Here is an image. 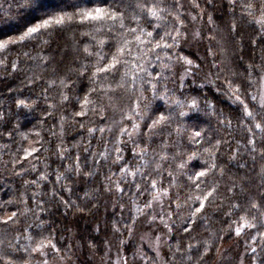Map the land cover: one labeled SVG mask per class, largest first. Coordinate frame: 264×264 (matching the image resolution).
Here are the masks:
<instances>
[{
    "label": "snow or ice",
    "instance_id": "1",
    "mask_svg": "<svg viewBox=\"0 0 264 264\" xmlns=\"http://www.w3.org/2000/svg\"><path fill=\"white\" fill-rule=\"evenodd\" d=\"M190 4L196 15L183 10L181 0H66L50 11L42 9L41 0L20 4L38 12V22L0 38V66L7 69L10 64L15 71L17 61L6 64L8 55L15 51L29 56L25 49L47 45L45 37H55L59 49L72 34L75 55L56 61L53 53L45 68L51 75L41 86L44 115L51 118L59 111V132L50 133L58 137L54 155L60 164L49 172L50 164L44 162L36 178L24 181L37 189L30 198L20 193L19 199L0 201V264H64L73 247L99 251L102 264H264V0H226L228 17L222 23L227 37L234 43L246 38L252 55L246 63L243 56L238 63L213 59L203 75L201 65L182 52L203 36L199 30L189 34L186 17L195 22L206 15V22L215 25L207 9H214L216 0ZM205 38L224 51L225 37ZM207 52L215 57L211 47ZM84 81L86 87L78 91L74 85ZM50 90L57 91L58 101L49 100ZM209 91L226 99L228 106L210 98ZM36 103L30 97L14 98L18 110L31 111ZM69 120L82 130L80 141L72 145L75 152L65 146ZM0 121L13 142L15 135L28 139L7 127L11 122L3 113ZM35 136L39 144L40 132ZM93 140L102 145L100 151L93 150ZM39 151L36 146L23 148L24 160ZM18 162L19 157L12 160ZM105 167L107 172L102 171ZM30 168L37 172L36 164ZM27 172L21 165L16 174ZM97 175L103 176L102 182L95 181ZM50 176L52 189H42ZM81 176L96 186L86 188L83 198L72 199V185ZM41 190L53 198L58 195V204L74 215L91 211L89 205L98 203L96 194L107 192L115 197L112 207L121 218L111 221L99 242L81 237L79 244L62 245L55 222L40 215L47 211V201L37 199ZM29 200L35 207H29ZM28 214L33 223L21 229V217ZM138 221L142 231L137 241ZM95 232L99 235L104 228L98 226ZM226 238L231 241L229 256L223 250Z\"/></svg>",
    "mask_w": 264,
    "mask_h": 264
},
{
    "label": "trees",
    "instance_id": "2",
    "mask_svg": "<svg viewBox=\"0 0 264 264\" xmlns=\"http://www.w3.org/2000/svg\"><path fill=\"white\" fill-rule=\"evenodd\" d=\"M66 0H41L42 9L44 11L56 10L64 5ZM23 0H0V38L7 39L10 35H18L20 30L24 28L28 22H38L37 17L39 13L31 9L21 8L20 4ZM184 5L183 10L192 11L193 15L197 14V10L191 8L190 0H181ZM226 0H216V6L214 9L210 8L207 11L211 12L213 19L216 21L215 25L208 24L206 22V15L204 20L192 22L190 18L186 17L188 23L189 34L195 30H199L203 36L200 40L192 41L190 44L185 45L182 48V52L194 59L197 64L202 67L203 73L209 71L211 62L213 59L217 63L221 59L225 61H231L238 63V58L243 56L244 63L247 62L248 58L252 55L251 46H249L247 39L245 38L242 42L234 43L227 37V30L225 24L222 23L227 20L228 13L226 12ZM71 11V8L68 9ZM216 29V31H213ZM215 35L217 40L221 37H225L222 41L224 51H220V46L217 45L215 40H209L205 37ZM77 39H79V33H76ZM191 38V37H190ZM45 39L49 40L47 45H41L35 49H25L29 52V56L19 55L13 51L7 57L6 64L11 60L17 61V69L13 71L8 65L7 69L0 66V113L4 114L5 121L11 123L7 125L9 128H17L18 131L24 132L28 135V139H22L20 135H15L14 142L10 140L7 132H4L5 123L0 121V132H3V137L0 138V201L7 200L12 196L17 199L20 198V193L24 194V198L28 199L32 196L33 192L37 191L35 185H24L25 180H31L38 176L40 171L44 170V162L50 164L49 172H53L60 164V161L54 155L56 152V143L58 140L57 136H53L50 133V129H54L57 133L59 132V125L57 123L59 119V111L56 110L53 117L49 118L44 115L47 104L44 102L41 95V86L44 85V79L51 75V70L45 71L48 64L52 62V55L55 54V60L59 61L61 57L71 58L75 55L72 50V34H69L65 43L61 45V48H57V41L55 37ZM32 43H36L33 41ZM211 47L215 52V57L208 55L207 49ZM3 54H0L2 56ZM49 57L46 62L39 57ZM33 57L35 59H33ZM203 58V59H202ZM257 62H259V56L257 55ZM179 71V68L176 69ZM215 71V69H212ZM42 77L43 79H37ZM31 79V83L29 82ZM74 87L79 91L86 87V81L77 83ZM172 87V84H169ZM189 91L195 93V89L185 86ZM67 91V89H65ZM30 97L36 99L37 103L33 105L31 111L26 109H17L14 104L15 97ZM210 98L218 99L221 106H228V101L216 97L214 91H209ZM58 101L59 97L57 91L50 90L49 100L53 101V98ZM55 102V101H53ZM70 109L65 112L68 115ZM44 121V123H40ZM40 132V136L43 138L39 144L36 143L37 137L35 132ZM80 130L78 126L74 127L71 121H65V146L75 152L77 149L72 148V145L77 141H80ZM169 142L174 140L173 137H169ZM87 143V140L81 142V147ZM7 145V147H4ZM30 146H36L40 148V151L33 157H29L28 160L23 158V148ZM93 150L100 151L102 145H97V142H92ZM112 145L109 144V149ZM17 149H21L17 153ZM47 149V151H45ZM169 151H175L174 148H170ZM82 156L86 155L81 153ZM127 155V153L125 154ZM15 157H19V162L15 165L12 160ZM45 158L47 160L45 161ZM34 163L37 165V172H31L30 164ZM103 163V162H102ZM21 165L28 169V172L17 175V172H21ZM103 172H107V168L102 169ZM232 171L236 172L237 168L232 167ZM54 180V176H50L49 181L46 184H42L47 189H52L53 185L51 181ZM227 181V177H225ZM95 181L102 182L103 176L97 175ZM96 185L89 181V178L81 176L77 183L73 184L74 195L72 199H77V196L83 198L84 190L86 188L91 189ZM57 193L61 191L60 186L56 185ZM65 198L68 194L64 193ZM40 201H47L44 205L46 208L45 213H40L43 219L50 222H55L54 227L57 233V239L60 240L61 244H79L81 237H93L98 242L104 238L105 232L110 228L111 221L113 219L119 220L121 218L119 209H113L112 204L115 202V197L107 192L96 194V207H92L91 211L84 213H76L75 215L69 209H65L62 205L58 204L59 196L53 198L50 194H44L41 190V195L37 197ZM78 203L81 201L78 200ZM123 203L125 204L124 216L127 217L128 213V199L125 197ZM23 207V205H18ZM29 207H35L31 200H29ZM39 211V210H37ZM115 213V215H114ZM3 213L0 212V215ZM141 220L143 217L140 218ZM21 229L26 224L33 223L31 214L26 217H21ZM104 228V232L99 235L95 232L97 227ZM34 230V229H33ZM3 229L0 228V232ZM140 221L137 222V230L134 233V237L138 240L141 234ZM15 233H12L14 235ZM47 235V233H45ZM11 238V237H10ZM21 243H24L22 240ZM231 241H227L223 245V248L228 247ZM131 244L129 248L131 249ZM102 248L103 246L100 245ZM81 249V251H80ZM113 249V254H114ZM63 254V253H62ZM228 254L231 255L228 249ZM64 264H102L101 253L98 251L96 254H92L87 248L73 247L68 253V258L64 261Z\"/></svg>",
    "mask_w": 264,
    "mask_h": 264
},
{
    "label": "rangeland",
    "instance_id": "3",
    "mask_svg": "<svg viewBox=\"0 0 264 264\" xmlns=\"http://www.w3.org/2000/svg\"><path fill=\"white\" fill-rule=\"evenodd\" d=\"M138 240H139V238H138ZM138 240H137V241H138ZM228 249H229L228 247H226V248L224 247V248H223V250L225 251V256H229V254H228ZM80 251H81V249H80Z\"/></svg>",
    "mask_w": 264,
    "mask_h": 264
}]
</instances>
